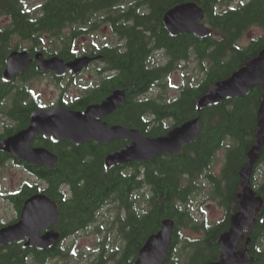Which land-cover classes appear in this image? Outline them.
Instances as JSON below:
<instances>
[{
    "label": "flooded vegetation",
    "instance_id": "1",
    "mask_svg": "<svg viewBox=\"0 0 264 264\" xmlns=\"http://www.w3.org/2000/svg\"><path fill=\"white\" fill-rule=\"evenodd\" d=\"M61 1L6 0L4 12L0 10V33L8 40L6 43H0V52H3L0 54V143L29 129L35 116L47 122L58 114L66 116L74 113L84 114L89 108L102 105L108 96L117 91L125 92V103L99 120L107 122L110 126L121 125L126 112L124 106L128 100V88L123 84L125 78L122 68L128 61L125 58H128L133 50L141 52L138 62L146 75L147 91L142 94L134 92L130 96L136 103L151 104V107L143 111V120L148 121L147 124L145 123L147 125L145 129L154 130L158 127L170 126L171 130L176 127L175 121L169 116L180 114L184 109L171 106L173 102L182 98L186 85L184 81L175 82L174 77L181 74L188 64L186 41L188 35L194 34L182 33L174 36L169 33L163 19L168 10L187 2L182 1L173 6L171 0H78L83 10L79 17L75 18L73 13H69V17L65 15L60 19L52 9L59 6ZM108 3L110 4L107 5ZM100 33L103 36L102 40L98 39ZM178 39L183 41L182 44L177 42ZM172 40L179 45L178 53H173L171 50ZM14 52L23 53L19 62L20 70L10 78H6L4 75L8 61ZM84 57L92 60L88 61L82 69L77 70L71 66ZM44 62L54 64L56 69H41ZM136 108L132 106L128 108V112H133ZM131 129H137L142 133L136 127ZM128 144L130 141L117 139L105 144L90 140L78 145L69 140H57L53 130L40 131L30 141L31 149L48 151L59 159L58 164L61 160L69 164L75 163V148H84V163H94L96 158L103 159L102 146L107 147L108 155ZM215 160L216 158L213 166ZM135 162L139 161L120 165L125 167L122 171L132 179L136 174L132 168ZM223 163L219 173L214 171L215 166L202 171L199 180L201 193L204 187H211L212 182L208 180L210 176L208 174L211 173L214 191L216 192L217 189L219 193L218 183L221 182L223 188L221 192L227 196L226 191L230 190L229 188L225 190L228 184L223 180V172L227 165L226 155ZM246 163L247 155L244 165ZM263 167L264 160L261 158L254 165L251 175V187L261 199L260 189L264 186ZM243 168L242 165L239 169L235 188L228 193L232 197L231 208L228 209L219 196L211 197L209 200V194L202 193L199 204L201 206L198 210L200 213L197 212L200 220H208L205 218L206 212L216 205L223 212V218L215 224L226 222L229 218L231 225V218L240 211V203L243 200L240 179ZM12 169L24 174L25 177L20 179L13 174L10 175V183H7L6 177L9 174L6 171ZM55 169L57 167L47 169L30 164L9 152L0 150V173L4 174L3 178L0 176V229L19 222L27 203L36 195L46 196L59 206V222L37 232V235L42 238L58 230L60 236L55 245L47 249L27 247L26 244L30 241L29 236L14 243L23 246L22 255L27 261L26 264H41L37 263L38 260L46 261L44 264H54L57 261L69 259L75 254L79 236L90 227L97 226L101 219L90 220V214L85 212L80 222L86 220L84 224L86 226L76 230L75 216L78 213L75 214V212L79 205L77 195L84 189L50 187L47 180L41 178V174L43 170ZM138 179L139 177L136 176V181ZM132 187L128 200L133 201L135 207H138L139 202L142 204V200L150 198L151 186L139 188L138 185L132 184ZM116 202L119 205L117 209L124 211V214L119 212L118 218L124 219L128 216L127 209L120 200ZM43 203L45 204L46 201ZM110 203L113 201H108L105 208L109 207ZM261 207L260 205L257 207L254 220L262 214ZM141 208L148 210L147 202ZM31 212L34 213L33 210ZM117 223L119 239L125 244L128 238L122 233L123 225L118 221ZM161 227L162 224L159 231ZM250 227L244 230L238 240V253L244 249L241 248V243L247 247L251 242ZM118 251L120 256L122 253L120 249Z\"/></svg>",
    "mask_w": 264,
    "mask_h": 264
},
{
    "label": "trees",
    "instance_id": "2",
    "mask_svg": "<svg viewBox=\"0 0 264 264\" xmlns=\"http://www.w3.org/2000/svg\"><path fill=\"white\" fill-rule=\"evenodd\" d=\"M62 0L59 6L52 10L63 18L69 17V13L79 17L83 11L78 0ZM173 6L182 1L195 2L205 11V20L211 27V35L198 38L194 35L187 36V59L195 55L201 69L205 71V77L198 85L186 86L182 98L173 102L171 107L183 108L179 114L169 117L175 121L174 125L180 126L184 122L200 116L202 130L197 142L190 143L183 148L180 155L163 154L152 162H135L132 168L135 171L133 179L122 170L123 166H115L108 170L105 164L107 147H103V161L96 158V162L84 163V148H75V163L69 164L62 161L57 169L43 170L41 178L47 180L50 187L83 188L77 196L76 230L85 227L84 213L90 214V220L101 218L108 201L120 200L127 209V217L118 218L123 225V232L128 238L124 248L103 250V254L96 259L95 264H105L108 259L116 261V264H130L136 261L139 251L148 238L159 231L160 225L166 219L175 222L173 239L169 250V256L164 264H211L222 261V247L219 241L227 231L230 219L219 224H210L208 220H200L197 215L196 205L201 193L200 179L202 171L213 167L217 153L225 149L227 165L223 172V180L227 182L225 190L235 188L238 181L239 169L246 162V155L257 143L258 112L262 102L263 88L261 85L253 87L250 93L244 97L227 98L217 103L201 107L200 100L209 92L217 82L225 80L233 75L247 62L255 59L264 49V34L258 38L241 44L245 34L254 27L263 29L264 33V0H171ZM6 0H0V10L4 12ZM228 5L220 6L222 3ZM238 3L237 5H233ZM108 3L107 5H109ZM99 6V5H94ZM161 7L165 6L163 4ZM182 44L180 39L177 42ZM8 40L0 33V43ZM172 40V52L178 53L179 45ZM176 44V45H174ZM1 51V50H0ZM3 52H0V54ZM141 52L133 50L122 72L125 78L124 87L128 88V100L124 109L125 114L121 125L127 128H138L148 137H157L170 131V126L157 129H145L147 122L143 120V111L151 107L149 102L136 103L131 96L136 93L146 92L145 72L139 65L138 58ZM136 106V110L128 112V108ZM146 123V124H145ZM110 147V146H108ZM97 152V151H96ZM260 158L264 160V146L260 152ZM245 167V166H244ZM208 180L212 185L209 188V200L211 197L221 198L223 204L230 209L232 197L226 191L227 196L221 192V182L218 183L219 193L213 189L212 174ZM136 176L139 179L136 181ZM132 184L139 188L151 186L150 198L139 202L135 207L133 201H129ZM149 184V185H147ZM261 190V211L264 212V186ZM203 192V191H202ZM235 193L234 191H232ZM219 194V195H218ZM197 200V203H196ZM148 204L149 209L141 208ZM233 203V202H232ZM195 210V211H194ZM88 214V215H89ZM120 213H118L119 215ZM258 216L250 227L251 242L247 247L241 243V251L248 250L253 258L251 264H264V214ZM187 229L197 237L182 236L180 230ZM99 230V229H98ZM154 230V231H153ZM183 247L184 258L175 256L177 248ZM179 249V250H180ZM23 246L13 244L0 247V264H26L22 255ZM107 254V255H106ZM119 257V259H116ZM78 260V259H77ZM46 261L38 260L44 264Z\"/></svg>",
    "mask_w": 264,
    "mask_h": 264
},
{
    "label": "water",
    "instance_id": "3",
    "mask_svg": "<svg viewBox=\"0 0 264 264\" xmlns=\"http://www.w3.org/2000/svg\"><path fill=\"white\" fill-rule=\"evenodd\" d=\"M205 18V11L195 2L179 4L168 10L163 21L172 35L192 33L199 38L209 36L211 29L201 23ZM23 53L14 52L8 61L5 77L10 78L19 69V62ZM250 62L233 73L231 77L217 82L209 92L200 100L201 107L217 105L227 98L244 97L254 86L263 88L262 102L258 112L257 143L247 153V163L241 172L243 200L240 211L231 218V225L221 238L222 261L211 264H251L253 258L246 250L238 253L237 246L244 230L249 229L254 222L257 207L262 201L251 187V175L254 165L259 160L264 146V49ZM88 57L80 58L71 66L77 70L82 69ZM56 69V66L44 62L41 69ZM125 92L117 91L108 96L102 105L89 108L86 113L70 115L58 114L52 120L45 122L39 116L33 118L29 129L0 143V150L11 153L13 156L26 160L30 164L54 169L59 159L46 150H33L30 141L40 131L53 130L57 140H69L81 145L88 141L96 143H109L112 140H127L130 144L124 148L107 155L104 159L108 170L122 164L143 161L152 162L163 154L180 155L183 147L197 142L201 134L200 116L193 118L180 126L173 128L162 136L151 138L144 136L139 130L127 128L123 125L110 126L107 122L99 120L110 115L114 110L125 103ZM44 121V122H43ZM49 124L50 126H46ZM46 201L44 204L43 202ZM34 211L32 213L31 211ZM36 214V216H34ZM60 220L59 206L43 195L34 196L24 209L23 216L16 224L0 229V247L11 245L30 237L27 247L47 249L55 245L60 233L55 230L40 238L37 232L58 223ZM175 222L166 219L162 222L161 230L151 235L139 251L136 261L131 264H164L169 256V249L173 239Z\"/></svg>",
    "mask_w": 264,
    "mask_h": 264
},
{
    "label": "rangeland",
    "instance_id": "4",
    "mask_svg": "<svg viewBox=\"0 0 264 264\" xmlns=\"http://www.w3.org/2000/svg\"><path fill=\"white\" fill-rule=\"evenodd\" d=\"M243 1L248 2L250 0H243ZM227 4L228 2H225V4L222 3L220 6L225 7L227 6ZM237 4L238 3L233 2V5H237ZM263 34L264 33L262 28L259 27L251 28L250 30H248V32L245 34L244 38L240 42L241 44H246L249 41L260 37ZM98 36H100L98 37L99 40L103 39L102 34ZM204 77H205V71L201 69L197 57L195 55H191L185 70L181 74L175 75L174 79L175 82L184 81L186 86H190V85H198L199 82L204 79ZM224 154H225V149H222L217 153L216 160L214 163L215 166L214 171H216L217 173L220 172V169L222 168L221 166L224 165L223 163V160L225 158ZM262 170L264 171V167L262 168ZM6 173L9 174L8 177H6L7 183H10V175L14 174L17 176V178L20 179L25 177L24 174H20L15 169H12L11 171H6ZM0 176L3 178L4 174L0 173ZM208 191H209V187L206 186L204 187V191L202 193L204 195H208L209 194ZM197 200H198V204L194 203V206L196 205V211L200 213L198 211L199 206H201L199 205L201 200L200 196L198 197ZM112 201L113 203H110L109 207L104 208L98 225L90 227L81 236H79L78 241L76 243L75 254L71 256L69 259L63 261H57L54 264H95L96 259L103 254L104 249H106L107 252L108 251L110 252L111 250L123 247L124 241L122 242L119 239V234H118L119 225L116 220L118 218V213L120 212L124 214V211L122 209L121 210L117 209L119 205L117 204L115 199H113ZM222 216H223V212L216 205H213L212 209L206 212L205 218H207L210 221L209 222L210 224H215L218 223V221L221 220V218H223ZM180 231L182 233V236H184V238L197 237L192 232L187 231V229H182ZM179 249L180 247L177 248V251L175 252V256H178L180 258L184 257L183 247L180 250ZM181 260H185V259L181 258ZM105 264H116V262L114 260L108 259V261Z\"/></svg>",
    "mask_w": 264,
    "mask_h": 264
}]
</instances>
